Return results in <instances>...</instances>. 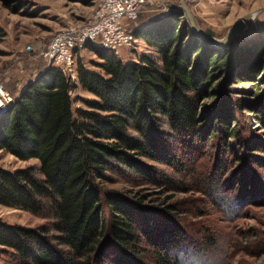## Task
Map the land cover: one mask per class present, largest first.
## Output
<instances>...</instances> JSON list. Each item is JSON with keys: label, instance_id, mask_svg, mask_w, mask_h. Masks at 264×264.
I'll use <instances>...</instances> for the list:
<instances>
[{"label": "trees", "instance_id": "1", "mask_svg": "<svg viewBox=\"0 0 264 264\" xmlns=\"http://www.w3.org/2000/svg\"><path fill=\"white\" fill-rule=\"evenodd\" d=\"M169 6L131 29L147 46L135 58L95 46L98 70L78 59L74 81L49 64L0 112V149L36 159L0 166V205L43 219L25 226L0 218V250L14 264L192 258L198 248L178 223L181 204L149 206L144 194L103 184L121 177L193 191L185 176L207 147L219 154L197 190L209 203L233 209L258 188L248 171L264 165V27L215 46L193 32L178 3ZM243 80L250 85H236ZM76 84L92 96L72 107Z\"/></svg>", "mask_w": 264, "mask_h": 264}, {"label": "rangeland", "instance_id": "2", "mask_svg": "<svg viewBox=\"0 0 264 264\" xmlns=\"http://www.w3.org/2000/svg\"><path fill=\"white\" fill-rule=\"evenodd\" d=\"M169 1L170 5L178 3L177 0ZM185 1L202 29H206L216 37L223 35L229 23L234 19L256 6L264 5V0ZM97 2L98 0H91L89 3L81 0H0L2 31L0 35V79L5 85L9 87L4 78L11 77L17 71L23 70L16 80L19 79L25 84L27 79H31L45 68L44 63L37 57L38 47L44 45L57 29L66 25L78 27L87 19ZM262 27H264V11L258 12L237 36L250 35ZM26 45H30L31 49H26ZM95 46L99 45L91 41H83L80 46H77L75 63L80 59L85 67L97 71L98 67L93 62L97 60L93 49ZM140 48L141 45L135 48L120 47L116 54L122 60L133 59L137 52L142 50ZM29 57H32V64L29 68L33 69L24 70L25 59ZM249 83L248 80H243L236 85L248 86ZM17 87L18 84L10 86L9 89L14 93ZM69 95L72 107L83 106L81 99L92 96L89 91L82 89L78 84L70 89ZM258 130L264 137V128ZM216 155L213 149L208 147L199 151L185 176L187 184L194 187L193 191L181 192L177 189L166 191L160 187L138 184L121 177H115L113 181L106 182L103 186L129 192V194H144L143 203L149 206L159 207L164 202L174 201L181 204L183 213L178 214L180 215L177 217L178 223L185 226L198 248V251H195L197 253L192 254V258L182 261L181 264H264V165H253L251 171H248L250 181L252 176L258 179V188H255L249 196L243 197L239 205L229 209L223 205L209 203L205 193L197 191L203 188L201 179H204L211 171L215 159L218 163L219 154ZM35 161L34 157L19 159L0 149V166L4 169L12 170L14 167ZM231 164L232 159L229 158L228 165L231 166ZM164 170L176 178V175L168 171L167 167ZM0 218L8 223L25 226H35L43 222L39 216L3 205H0ZM0 264L14 263L9 255L0 250Z\"/></svg>", "mask_w": 264, "mask_h": 264}, {"label": "built area", "instance_id": "3", "mask_svg": "<svg viewBox=\"0 0 264 264\" xmlns=\"http://www.w3.org/2000/svg\"><path fill=\"white\" fill-rule=\"evenodd\" d=\"M154 4L168 9L162 0H98L78 27L66 25L54 31L45 44L38 47L37 57L45 66L57 67L65 77L74 81L77 46L83 41H91L115 54L120 47L140 46L139 38L132 34L126 22L137 19L142 7ZM25 48L31 49L30 45ZM14 97L15 94L0 79V112L5 111Z\"/></svg>", "mask_w": 264, "mask_h": 264}, {"label": "water", "instance_id": "4", "mask_svg": "<svg viewBox=\"0 0 264 264\" xmlns=\"http://www.w3.org/2000/svg\"><path fill=\"white\" fill-rule=\"evenodd\" d=\"M178 8L180 12L184 15L187 23L189 24L193 32L203 41L213 44L215 46H221L233 37L239 35L242 28L250 20H252L258 12L264 11V5L254 7L250 11L244 13L242 16L234 19L231 23H229L223 35L216 37L205 32L204 29H202L185 0H178Z\"/></svg>", "mask_w": 264, "mask_h": 264}, {"label": "crops", "instance_id": "5", "mask_svg": "<svg viewBox=\"0 0 264 264\" xmlns=\"http://www.w3.org/2000/svg\"><path fill=\"white\" fill-rule=\"evenodd\" d=\"M169 2H170L169 0H162V4H164L165 6H168V7H170L169 6L170 5ZM167 10L168 9H165L164 7H161V6L157 5V4H154L152 6L148 5V6L142 7L138 18L133 20V21H127L126 22V26L129 27L130 30H131V29H133L135 27H138L139 25H141L142 23L146 22L147 20L153 18L154 16L163 14ZM139 45H141L140 49H142V50H146L147 49L146 44L140 39H139ZM142 50H140V51H142ZM31 59H32V57H29V58L25 59L26 62H25V66H24L25 69L24 70L28 69L31 66V64H32ZM29 69H33V68H29ZM35 70L37 71V68ZM22 71L15 72L17 75L14 74V75H12L9 78H7V77L4 78V81H6V83H7V85L9 87L10 86L12 87L13 85H17L18 84L17 89H15V91H13L15 95L19 92L21 87L24 85V82L21 83L19 79L16 80V78L18 77V75ZM28 80L29 79H27V81ZM19 83H21V84H19Z\"/></svg>", "mask_w": 264, "mask_h": 264}, {"label": "bare ground", "instance_id": "6", "mask_svg": "<svg viewBox=\"0 0 264 264\" xmlns=\"http://www.w3.org/2000/svg\"><path fill=\"white\" fill-rule=\"evenodd\" d=\"M263 12V11H262Z\"/></svg>", "mask_w": 264, "mask_h": 264}]
</instances>
